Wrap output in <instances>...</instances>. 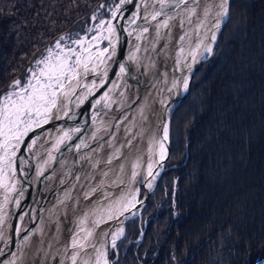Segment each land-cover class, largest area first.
Returning a JSON list of instances; mask_svg holds the SVG:
<instances>
[{
	"label": "trees",
	"instance_id": "trees-1",
	"mask_svg": "<svg viewBox=\"0 0 264 264\" xmlns=\"http://www.w3.org/2000/svg\"><path fill=\"white\" fill-rule=\"evenodd\" d=\"M116 3L0 0V97L58 37L88 33L92 14L107 21ZM228 3L169 116L163 169L111 264H264V0Z\"/></svg>",
	"mask_w": 264,
	"mask_h": 264
},
{
	"label": "water",
	"instance_id": "water-1",
	"mask_svg": "<svg viewBox=\"0 0 264 264\" xmlns=\"http://www.w3.org/2000/svg\"><path fill=\"white\" fill-rule=\"evenodd\" d=\"M199 1L165 0L161 7V0H128L115 10V18L111 13L103 26L106 43L88 58V71L83 66L78 68L79 75L71 81L74 92L61 96L47 122L23 138V164L0 185V242L3 240L4 250L0 264H70L68 240L76 213L69 215L67 210L78 205L84 194L85 164L96 155L98 137L109 132L122 119L130 101L156 80L165 37L177 29L179 15L193 11ZM157 12L160 14L153 19ZM227 15H216L221 17L220 26ZM109 21L115 29L112 33L108 31ZM209 47L212 51V44ZM211 51L191 68L187 87L191 74ZM187 87L159 122L164 156L160 154L157 160L159 169L152 187L143 185V194L136 200L138 211L168 157L169 135L165 140L163 120L168 122ZM110 252L111 245L107 244L105 264H111Z\"/></svg>",
	"mask_w": 264,
	"mask_h": 264
},
{
	"label": "bare ground",
	"instance_id": "bare-ground-1",
	"mask_svg": "<svg viewBox=\"0 0 264 264\" xmlns=\"http://www.w3.org/2000/svg\"><path fill=\"white\" fill-rule=\"evenodd\" d=\"M223 3L224 0H200L193 11L179 15L177 29L165 37L158 77L130 101L122 119L98 137L96 155L85 164L87 184L83 198L67 210L69 215L75 212L81 217L77 224L75 219V228L69 234V239L76 242L69 249V258L76 256L75 264H97L100 252L112 243V236L118 238L124 222L138 213L134 193L141 183L149 187L159 169L156 163L163 144L158 135L159 122L182 92L191 68L212 44L215 25L221 19L216 16L217 9ZM186 33L189 40L185 42L182 36ZM120 141L119 154L104 159ZM107 178L113 182L106 185ZM99 207L103 208L100 214ZM105 208H109L106 213Z\"/></svg>",
	"mask_w": 264,
	"mask_h": 264
},
{
	"label": "snow or ice",
	"instance_id": "snow-or-ice-1",
	"mask_svg": "<svg viewBox=\"0 0 264 264\" xmlns=\"http://www.w3.org/2000/svg\"><path fill=\"white\" fill-rule=\"evenodd\" d=\"M128 0H121V5ZM183 2V0H181ZM165 0H161V7L164 6ZM227 4L228 0H224L221 5L222 11L219 13L220 16L227 15ZM103 7V5H101ZM117 11L120 9V5H117ZM160 13L157 12L153 15V19L156 15ZM207 14V13H206ZM117 12H112V16L115 18ZM95 19V17H93ZM104 21H101L103 24ZM108 31L110 33L114 32L115 29L108 22ZM167 27V22L163 25ZM215 27L219 29L220 22L217 21ZM147 31V29H145ZM106 38V37H105ZM213 40H215V34H213ZM64 37H61L63 40ZM95 39V38H94ZM73 43L80 44L81 40H74ZM56 48H61L60 42L56 44ZM63 52V49H61ZM87 51V49H85ZM107 51V49H104ZM207 51H211L209 47ZM75 56L76 59L70 62L71 56ZM99 55H103L100 53ZM37 65L43 64L44 67L40 69L39 74L32 71V75L28 80V83L21 86L20 80H15L12 87L18 89V91L9 92L5 97V103L2 108H0V150H2V155H0V173H3L6 169H10L14 163L13 157L16 155V150L19 148L22 139L31 130L33 125L39 126L40 121L43 120L47 122L49 114L54 108L58 106V101L61 96H68L70 92H74L71 81L75 80L79 73L77 69L83 66L84 71H88V64L86 60H82L81 56L76 54L73 50H68V55L57 56L55 63L51 62V50H49V57L36 62ZM121 72H124V67L121 66ZM33 81H35L33 83ZM68 81L66 88L65 82ZM185 87H187V82L185 81ZM33 117L39 119H33ZM168 138V128L167 125L164 126V139ZM15 142V143H13ZM164 146L161 144V157L164 156ZM151 169V165H149ZM151 175V172H149ZM135 175V173H134ZM149 188L152 187L151 184L148 185ZM111 218V217H109ZM122 229L117 236L122 234ZM91 235V233H89ZM115 241H113V244ZM73 246H76V242H73ZM73 264H75L76 256H72ZM99 264V261L97 262Z\"/></svg>",
	"mask_w": 264,
	"mask_h": 264
},
{
	"label": "rangeland",
	"instance_id": "rangeland-1",
	"mask_svg": "<svg viewBox=\"0 0 264 264\" xmlns=\"http://www.w3.org/2000/svg\"><path fill=\"white\" fill-rule=\"evenodd\" d=\"M120 3H121V0H119V3H116V5H120ZM116 5L115 6H113L112 8H111V12H114L115 10H117V7H116ZM229 5V4H228ZM218 11H219V13L222 11V9L220 8V9H217ZM219 13H217V14H219ZM228 13V12H227ZM111 15V14H110ZM228 16V15H227ZM93 17H95V14H92V16H91V19L93 20L92 22H91V24L89 25V28H88V33H80V34H78V35H70V34H67V35H61L60 37H58L57 38V40H55L53 43H51V45H49L48 47H47V50L42 54V56H40L39 58H36V60L30 65V67H29V70H28V74L26 75V80L23 82V83H21V86H24V85H26L27 83H28V80L30 79V77H31V75H32V71H35L37 74H39V71H40V69L41 68H43L44 67V65L43 64H40V65H37V61H39V60H43V59H45L46 57H49V50H51V62H53V63H55V61H56V57L57 56H66V55H68V50L69 49H71V50H73L76 54H78V55H80L81 56V59L82 60H88V58L90 57V55L94 52V51H96V50H98V49H100V47L103 45L102 44V40H101V38H102V35H103V26L105 25V23H106V20L102 17H100L99 19H93ZM109 18V17H108ZM107 18V19H108ZM101 21H104V23L103 24H101ZM220 28V27H219ZM217 31H218V29H216L215 30V34H217ZM188 34L186 33L185 35H183L182 37H184V41L186 42L187 40H189V37L187 36ZM61 37H64V39L63 40H61ZM95 38V39H94ZM74 40H81V43L80 44H75V43H73V41ZM60 42V45H61V48H56V44H57V42ZM213 41L214 40H212V43H213ZM61 49H63V52L61 51ZM85 49H87V51H85ZM177 52V54H179L180 53V51L179 50H177L176 51ZM208 53V51H206L205 52V54L203 55V56H205L206 54ZM75 59H76V57L73 55V56H71V58H70V62H73L74 63V61H75ZM30 70H32V71H30ZM78 70V69H77ZM195 71V70H194ZM193 74V73H192ZM191 74V75H192ZM191 77V76H190ZM190 79V78H189ZM17 80V79H16ZM15 81V80H14ZM13 81V82H14ZM13 82H12V85H13ZM35 81H33V83H34ZM190 83V82H189ZM188 86H189V84H188ZM185 89V85H183V87H182V89H181V93H183L184 90ZM188 87H187V89H186V92L185 93H187L188 91ZM14 91H18V89H14L12 86L10 87V89L8 90V91H6V93H4L3 95H1V97H0V108H2L3 107V105H4V103H5V97L7 96V94L9 93V92H14ZM184 93V94H185ZM184 94H182L180 97H182ZM179 97V98H180ZM178 98V99H179ZM176 106V105H175ZM174 106V107H175ZM174 107H173V109H174ZM172 109V110H173ZM171 110V111H172ZM171 113V112H170ZM171 115V114H170ZM169 115V116H170ZM33 119H39V118H36V117H33ZM126 116L123 118V121L125 120L126 121ZM168 119H169V117H168ZM167 119H165V121H164V124L165 125H167L168 126V122L166 121ZM41 122H43V120H41L40 121V123ZM35 127H37L36 125H33L32 126V128L31 129H33V128H35ZM29 133V132H28ZM27 133V134H28ZM26 136V135H25ZM24 136V137H25ZM23 137V138H24ZM0 139H2V138H0ZM13 143H15V142H13ZM120 144H121V141L120 142H118V143H116V146L114 147V150H113V153H111L110 151H107L106 152V154H105V157H104V159H107V160H109L111 157H112V155L113 156H116V155H118L119 154V152H120ZM23 146H24V142H23V139H22V142L20 143V145H19V148L16 150V155L13 157V161H14V163H13V165H12V167L10 168V169H6L3 173H0V185H2V183H3V180H5V179H7V177L9 176V173L10 172H12V171H14L19 165H20V161H22V154H23V152H22V149H23ZM0 155H2V150H0ZM162 171V170H161ZM157 179H158V177H157ZM113 182V180L112 179H110V178H107L106 179V185H107V183L108 184H110V183H112ZM155 186V185H154ZM142 188V190H143V184L141 183V184H139V186H138V188L136 189L137 190V192H136V194L134 193V195H135V197H134V199L135 200H138L140 197H139V192H140V189ZM152 190H153V188H152ZM151 190V191H152ZM144 191V190H143ZM143 194V193H142ZM150 194V193H149ZM148 194V195H149ZM132 195V194H131ZM148 197V196H147ZM143 206V205H142ZM141 206V207H142ZM141 207H140V209H141ZM108 209L109 208H105V210H104V213H106L107 211H108ZM103 211V208H98V210H97V213L98 214H100V212H102ZM138 213L136 214V215H134V216H132V217H130L129 219H127L125 222H127V221H130L132 218H135V217H137L138 215H140V212L141 211H137ZM81 220V217H80V215H78L77 214V216H76V224H77V222H79ZM124 222V223H125ZM125 225H126V223L124 224V227H123V231H122V234H120V236L118 237V238H116L115 236H112L113 238V240H112V243L110 244L111 245V248H113V247H115L116 246V244H118L119 243V241L121 240V238L122 237H124L125 236ZM77 229V228H76ZM75 229V230H76ZM113 241H115V243L113 244ZM68 242H70V244L68 243V245L70 246V245H72L73 244V242H74V240L72 239V240H68ZM1 243V242H0ZM106 249V248H105ZM105 259H106V256H105V250H102L101 252H100V254H99V261H104L105 262ZM70 264H73V261L72 260H70Z\"/></svg>",
	"mask_w": 264,
	"mask_h": 264
},
{
	"label": "flooded vegetation",
	"instance_id": "flooded-vegetation-1",
	"mask_svg": "<svg viewBox=\"0 0 264 264\" xmlns=\"http://www.w3.org/2000/svg\"><path fill=\"white\" fill-rule=\"evenodd\" d=\"M16 172H17V169L14 170V171H12V172H10V173H9V176L7 177V179L3 180L2 185H4L5 183H7V182L10 180L11 176L15 175ZM0 184H1V183H0Z\"/></svg>",
	"mask_w": 264,
	"mask_h": 264
}]
</instances>
